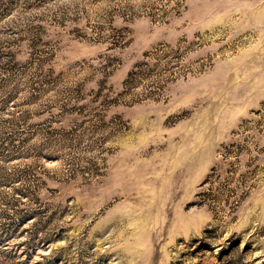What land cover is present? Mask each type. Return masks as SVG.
<instances>
[{
    "label": "rangeland",
    "instance_id": "374dc122",
    "mask_svg": "<svg viewBox=\"0 0 264 264\" xmlns=\"http://www.w3.org/2000/svg\"><path fill=\"white\" fill-rule=\"evenodd\" d=\"M0 264H264V0H0Z\"/></svg>",
    "mask_w": 264,
    "mask_h": 264
}]
</instances>
